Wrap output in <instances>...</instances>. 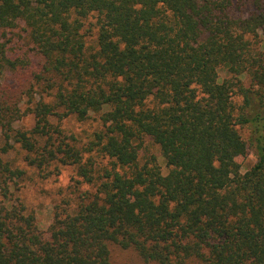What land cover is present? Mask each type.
I'll list each match as a JSON object with an SVG mask.
<instances>
[{
	"label": "trees",
	"instance_id": "trees-1",
	"mask_svg": "<svg viewBox=\"0 0 264 264\" xmlns=\"http://www.w3.org/2000/svg\"><path fill=\"white\" fill-rule=\"evenodd\" d=\"M9 150L89 189L43 238L0 156V264H264V0H0Z\"/></svg>",
	"mask_w": 264,
	"mask_h": 264
},
{
	"label": "rangeland",
	"instance_id": "rangeland-1",
	"mask_svg": "<svg viewBox=\"0 0 264 264\" xmlns=\"http://www.w3.org/2000/svg\"><path fill=\"white\" fill-rule=\"evenodd\" d=\"M94 22L93 17H89L84 21V28H90L93 32L94 27L92 23ZM89 33V32H88ZM246 82V80H245ZM244 82V83H245ZM235 102H239V97H233ZM24 127H29L32 124L30 117H25L20 122ZM95 126L94 115H90L87 120L77 121L74 117L68 116L64 118L62 122V127L66 132H71L77 138L84 140L88 132H90ZM144 150H141V154L151 153L155 155L158 162L162 166V173L166 172V169L162 165V160L159 155L158 147L151 143L147 138L144 140ZM3 160L10 161L13 165L21 167L25 171V175L20 182V188L18 191L19 198L27 209L34 212L35 221L37 228L42 234L43 238L48 237L47 228L51 222V216L53 211V206L58 204L60 201L69 200L70 204L73 206L75 203L76 190L89 189L87 185L75 184L79 178H77L73 170L67 166L60 167L57 174H50L45 177H39L36 175L33 168H28L21 161V155L15 150H9L8 152L0 155ZM253 156L247 154L246 157H237L236 161L239 163L240 172H244L253 163ZM78 188H77V187Z\"/></svg>",
	"mask_w": 264,
	"mask_h": 264
}]
</instances>
